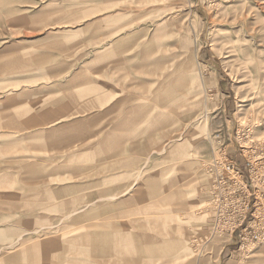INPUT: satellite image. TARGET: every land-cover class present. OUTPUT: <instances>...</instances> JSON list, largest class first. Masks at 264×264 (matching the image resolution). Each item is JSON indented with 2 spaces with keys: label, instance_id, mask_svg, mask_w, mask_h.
Returning a JSON list of instances; mask_svg holds the SVG:
<instances>
[{
  "label": "rangeland",
  "instance_id": "1",
  "mask_svg": "<svg viewBox=\"0 0 264 264\" xmlns=\"http://www.w3.org/2000/svg\"><path fill=\"white\" fill-rule=\"evenodd\" d=\"M149 258L264 264V0H0V264Z\"/></svg>",
  "mask_w": 264,
  "mask_h": 264
},
{
  "label": "bare ground",
  "instance_id": "2",
  "mask_svg": "<svg viewBox=\"0 0 264 264\" xmlns=\"http://www.w3.org/2000/svg\"><path fill=\"white\" fill-rule=\"evenodd\" d=\"M152 189H154V187H152ZM154 192L158 194L160 191L158 189H154ZM167 196L172 197L174 199V201H176V202H181V200H183V192L180 191V190L179 191L178 190H176V191L174 190V192L171 195H167ZM165 222H166V220H164V219L163 220H161V219H150L148 224L151 225V227H153V226L160 227V229L162 230V227L164 226ZM152 242L153 243H157V241L154 240V241H150L149 243H147L150 254H151V252L159 253L160 252L159 251L160 248H158V247H150V244ZM95 243H97V242H95ZM151 246H152V244H151ZM156 258H149L148 259V263H151V264L156 263L155 262ZM136 261L138 262V259Z\"/></svg>",
  "mask_w": 264,
  "mask_h": 264
}]
</instances>
